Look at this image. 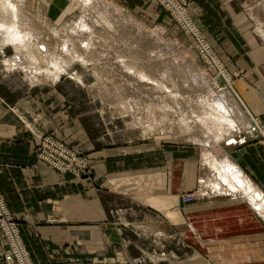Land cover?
<instances>
[{
  "label": "crops",
  "instance_id": "0c3cea01",
  "mask_svg": "<svg viewBox=\"0 0 264 264\" xmlns=\"http://www.w3.org/2000/svg\"><path fill=\"white\" fill-rule=\"evenodd\" d=\"M21 1L24 11L32 6L57 18L70 3ZM189 12L232 74L241 105L264 125V0H190ZM6 51L0 191L35 264H264V212L240 191H214L201 144L141 134L106 111L89 79L61 74L30 84L22 68L7 66ZM22 117L86 154L88 174L38 158V138ZM242 135L214 147L226 155L215 154L264 195L260 132ZM193 190V200L181 199ZM4 246L0 234V264Z\"/></svg>",
  "mask_w": 264,
  "mask_h": 264
},
{
  "label": "rangeland",
  "instance_id": "374dc122",
  "mask_svg": "<svg viewBox=\"0 0 264 264\" xmlns=\"http://www.w3.org/2000/svg\"><path fill=\"white\" fill-rule=\"evenodd\" d=\"M12 1L17 4L20 7L21 12H23V18H25V23H23V26L25 28L28 27L33 30V40L35 41H33L32 39L30 41L34 47L32 51H36L35 54L33 53V55L38 61L32 60V64L36 65V67L40 70L35 69L36 67H32L31 69L29 67L20 66L18 63V59L16 58V50L14 49V47L12 45L5 46L1 38L0 50L5 51L9 49V51L6 52H10L8 57H10L9 59L13 60L12 62L8 61L7 66L9 67L10 64L12 66L22 68L21 71L26 75L30 84H35L42 81L39 80V78L32 76L33 73L38 74L39 77L43 78V80L48 78H50L49 80L56 79L54 74L55 67H51L53 66V64L49 65L48 63L53 58L55 59L56 57H60L69 61L70 65L69 67H66V70L61 71L59 76L61 74L68 75V77L82 83L89 79L92 91L97 96L103 97L102 105L105 107L106 111H112L116 114H121L122 116H124L123 118L129 122L130 125L138 127L141 134H148L152 137H165L175 141L194 143L200 142L199 144H201L206 150H208V152H211L214 155H226L225 153L216 151L214 147H216L217 144L221 142L227 143L239 138L242 139L244 137V135H242L243 132L249 133V135H254V133L257 134V132H263V130L260 128L261 124L253 116L252 118L258 123V126L256 127L257 130L253 125H251L252 127L249 130H244L240 134L236 133L234 129V133L233 131H226V133L224 132L219 137H212L211 134H207V129L203 126L196 125L192 122V124L190 123L189 125L183 123L180 117H178V113L175 112V109L177 108L176 110L180 112L181 109H179V107H181L183 110L186 109L187 111L186 101L193 97V99H195L196 101H200V99L204 98V100H201L200 102L203 101V103L205 102L204 104L207 103L210 106L211 104H214L213 107L216 105L215 98L218 99V95H232L235 96L238 101L239 99L233 90V81L231 77L232 74L228 72L226 66H223L226 74V76H224L216 66H211L210 64H208L198 52L194 35L182 28V26L175 18V15L160 0H140L138 5L136 6L129 4V0H93V2L95 3V8L100 11V14L98 13L99 16H97V13L92 14V12L94 11V7L92 8L91 6L88 9L90 10V15H88L87 18V9L84 6L82 0H79V3H81L79 6L77 4L78 0H70V3L65 8L63 14L61 16H58V18L56 16L57 14H50L48 12L44 13L45 10L41 12L39 10L35 11L32 6L24 11L23 3L21 0ZM187 1L188 14L194 24L198 27L197 23H195L192 15L189 12L190 0ZM83 17H85L87 21H90V26L94 24L93 27H86L87 32V29H89L91 31V34L93 33V39H97L101 43H106H103L104 45L102 44V46L99 45V47L101 46L99 54L93 52V54H89L90 56L88 55L91 59L90 67H84L81 62H72V56L68 54V52L66 51V47H64L66 41L70 40V36H72V33H74V29L78 27V23ZM100 18H103L104 20L106 19V21L108 20L110 21V23L108 24L107 22H100L99 24L98 21H100ZM105 24H108L110 28H108V26ZM205 39L216 54L214 48L211 46L206 36ZM73 41L77 48L81 47L79 39H74ZM41 44L44 45V48L47 47L49 51L51 50L52 54L50 57H48L49 61L42 62V60H40L41 62H39L40 58H38L39 56L37 53V49L41 48L39 47L41 46ZM103 46L106 47L105 50ZM109 51L111 53H109ZM101 53H103V55ZM107 53H109L110 56ZM113 53L116 54V57L120 56L122 58H116ZM117 53L119 54L117 55ZM216 56L218 58L217 54ZM218 60L221 61L219 58ZM162 61L165 63V67L161 66ZM15 63H18L19 66ZM155 64L157 66H155ZM121 65H123L124 67H121ZM7 66L4 67L7 68ZM147 74L149 75V77L147 76ZM125 75L127 76L125 77ZM162 76H164L165 80L161 78ZM118 77L120 78V80ZM121 77H123L124 79ZM227 77L231 79L230 82H228V80L226 79ZM127 79L131 82H128ZM137 80L139 83L136 82ZM161 81L167 82V86L168 84H171L170 89L169 86L162 88ZM127 82L129 85L127 84ZM136 83L138 86L137 89L129 87L131 86V84L133 85ZM143 93L146 94V96ZM104 94L108 95L109 98L106 96L105 99ZM128 94L130 96H128ZM136 96H141L137 100H140L139 104L142 105L141 107H143L144 109L138 110L133 107L131 100L132 98L136 99ZM153 98L156 100H153ZM159 100L161 102H167L169 106L162 107L157 103V101ZM177 105L178 107H176ZM241 107L243 108L242 105ZM236 119L239 120V118ZM60 141L64 142L63 140ZM64 143L68 145L66 142ZM68 146L73 148L70 145ZM38 147L39 139L37 148L35 150L37 157ZM73 149L76 150L75 148ZM79 152L82 154L81 156L87 157L83 152ZM87 160L89 166L90 161L88 157ZM88 166L80 174H76L74 172L73 173L77 176L87 175ZM212 167L214 168L215 172V177L212 181L213 189L214 191H219V189L217 190V188L215 187V183L218 179L219 173L213 165ZM225 188L224 191H229Z\"/></svg>",
  "mask_w": 264,
  "mask_h": 264
},
{
  "label": "bare ground",
  "instance_id": "6f19581e",
  "mask_svg": "<svg viewBox=\"0 0 264 264\" xmlns=\"http://www.w3.org/2000/svg\"><path fill=\"white\" fill-rule=\"evenodd\" d=\"M82 2L84 3V6L87 9L86 10V13H87L86 18L88 15H90V12H89L90 10H88V9L91 6H92V8L94 7V9H93L94 11L92 12V14L97 13V16H99L98 13L100 14V11L95 8V3L93 2V0H82ZM22 14H23V12H21L20 7L17 4H15L12 0H0V38L3 41V43L5 44V46L6 45H12L14 47V49L16 50V58L18 59V63L20 66L29 67L32 69V67H36V65L32 64V62H33L32 60L38 61L33 55V53L35 54L36 51L35 52L32 51L34 49V47L30 41L31 39L33 40L34 34H33V32H32L33 30L31 28H28V27L25 28L23 26V23H25V18H23ZM100 22H102V23L107 22L108 24L110 23V21H108V20L106 21V19L104 20L103 18H100V21H98V23L100 24ZM92 23H94V22H92ZM90 24H91L90 21H87L85 19V17H83L81 19V21L78 23V27H76L74 29V33H72V36H70V40L66 41L65 46H64V47H66V49H67L66 51L68 52V54L70 56H72V62H74V61L81 62L84 65V67H86V66L90 67L91 59L89 58V56H90L89 54H93V52L99 54L100 47L102 46L103 43H105V42L101 43L97 39L94 40L93 39V33L91 34V31L89 29H87L88 32L86 31V27L90 26ZM108 24H105V25H107L108 28H110ZM93 25H91V26L93 27ZM113 32H110V33H113ZM35 37H37V36H35ZM74 39L80 40L79 42L81 43V47H82V48L80 47L81 49L77 48V46L75 45V43L73 41ZM33 41H35V40H33ZM99 45H101V46L99 47ZM105 46H107V45H105ZM39 47H41V48H39ZM39 47H38L39 49H37L38 50L37 53L39 56L38 58H40L39 62H41L40 60H42V62L43 61H49L48 57H50L52 54L51 50L49 51L47 47L44 48L43 44H41V46H39ZM103 48L105 50L106 47L103 46ZM111 52H112V50H111ZM111 52L109 51V53H111ZM109 53H107V54H109ZM101 54L103 55V53H101ZM118 54L119 53H117V55ZM115 55L116 54H114V56ZM109 56H110V54H109ZM111 56H112V54H111ZM116 58L121 59L122 57L117 56ZM8 61L12 62V60H8ZM120 62H119V64H120ZM117 63H118V61H117ZM48 64L49 65L53 64V66H51V67H55V71H54L55 78H58L61 71L66 70V67H69L70 62L67 61L66 59L56 57L55 59L53 58L51 61H49ZM155 66H157V65L155 64ZM161 66L165 67V63L163 61H162ZM121 67H124V66L121 65ZM218 67L221 68L220 66H218ZM35 69L40 70L37 67ZM219 70L222 71L224 76H226L225 71L222 70V68ZM163 71H164V68H163ZM167 71H168V69H167ZM125 72H126V70H125ZM150 73H152V72H150ZM163 74H164V72H163ZM32 76L39 78V80H43V78L39 77L38 74L33 73ZM126 76L127 75H125V77ZM142 76H144V75H142ZM147 76L149 77L148 74H147ZM121 78H123V77H121ZM161 78L164 79V76H162ZM226 79L228 80V82L231 81V79L229 77H227ZM119 80H120V78H119ZM128 82H131V81L128 80ZM128 82H127V84H128ZM136 82H138V80ZM166 83L167 82L161 81L162 88L169 86V89H170L171 84L170 85L168 84V86H167ZM129 87L137 89L138 86L136 83L133 85L131 84V86H129ZM104 95H105V99H106V96L108 97V95H106V94H104ZM144 95L146 96V94H144ZM128 96H130V95L128 94ZM140 97L136 96V99L132 98V100H131L133 107L135 109H138V110L144 109L143 107H141L142 105L139 104L140 100H137ZM188 97H187V99H188ZM190 97H192V96H190ZM193 98L188 99L186 101L187 111H186V109L183 110L181 107H179V109H181L180 112L178 110H176L177 108L176 109L174 108L175 112L178 113V117H180V119L183 121V123H186L189 125L192 122L196 125L203 126L207 129V134H211L212 137L213 136L219 137L224 132L225 133H226V131L230 132V131H233L234 129H235L236 133L240 134L244 130H249L252 127L251 125H253L255 128L258 126V123L252 118V116L250 114L248 115V113L246 112V108L243 109L241 107L239 101L235 98V96H232V95L231 96L230 95L229 96H227V95L226 96H224V95L219 96L218 95L217 96L218 99L215 98L216 105L214 107H213L214 104L213 105L211 104V106H210L207 103L204 104L205 102L203 103V101L200 102L201 100H204L203 95H202L203 99H200V101L199 100L196 101ZM151 99H152V97H151ZM205 99H206V97H205ZM208 99H209V97H208ZM153 100H156V99L153 98ZM211 101H213V100H211ZM153 102H155V101H153ZM157 103L160 104L162 107H168L169 106V104L167 102H164V101L161 102L159 100V101H157ZM176 107H178V105ZM236 118H239V120H237ZM24 122H25V124H27L31 127L34 126L32 124V122L26 117L24 118ZM235 131H233V133ZM195 134H196V132H195ZM225 140H226V138H225ZM205 151H206V149H205ZM204 155H205L204 159H206V161H209V163H211L217 169V171L219 173L218 179L216 180V183H215V187L217 188V190L219 189V191H224L223 188H225L227 186L230 189V192L231 191H240L241 193H243L245 196L248 197V199L255 206V208H257L259 211L264 212V195H262V193L258 189H256L254 184L252 182H250L245 177V175L241 172V170H239L238 167L234 163H232V161L230 159L225 158V159L219 160L217 158L218 156H216V155H214L208 151L205 152Z\"/></svg>",
  "mask_w": 264,
  "mask_h": 264
},
{
  "label": "built area",
  "instance_id": "2783aa9c",
  "mask_svg": "<svg viewBox=\"0 0 264 264\" xmlns=\"http://www.w3.org/2000/svg\"><path fill=\"white\" fill-rule=\"evenodd\" d=\"M175 15V18L182 28L194 35L199 54L211 66L223 69L222 61H219L216 54L208 44L202 31L194 24L188 14L187 0H160ZM220 66L221 68H219ZM220 71V70H219ZM222 73V71H220ZM223 74V73H222ZM24 121V120H22ZM25 124V123H24ZM31 132L39 139L37 155L52 166L62 171H72L80 174L88 166L87 157L66 145L64 142L56 139L52 135L43 131L39 126L30 127L25 124ZM260 128V143L264 148V125ZM196 197L195 191L184 192L181 199L185 202L191 201ZM0 234L5 239L3 248V262L5 264H34L30 254L21 238L16 220L6 205L4 197L0 191Z\"/></svg>",
  "mask_w": 264,
  "mask_h": 264
}]
</instances>
